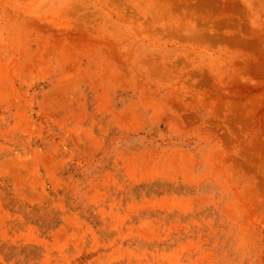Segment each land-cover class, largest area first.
Here are the masks:
<instances>
[{
	"label": "rangeland",
	"instance_id": "374dc122",
	"mask_svg": "<svg viewBox=\"0 0 264 264\" xmlns=\"http://www.w3.org/2000/svg\"><path fill=\"white\" fill-rule=\"evenodd\" d=\"M0 264H264V0H0Z\"/></svg>",
	"mask_w": 264,
	"mask_h": 264
}]
</instances>
